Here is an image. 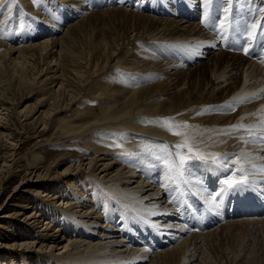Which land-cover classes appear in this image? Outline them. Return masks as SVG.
Returning <instances> with one entry per match:
<instances>
[{
  "label": "bare ground",
  "instance_id": "bare-ground-1",
  "mask_svg": "<svg viewBox=\"0 0 264 264\" xmlns=\"http://www.w3.org/2000/svg\"><path fill=\"white\" fill-rule=\"evenodd\" d=\"M79 11L87 16L63 36H54L62 24L78 18ZM152 11L175 16L158 18ZM42 12L50 18L41 21ZM112 13L119 20L117 24L113 20L114 31L101 30L93 38L86 26ZM254 23L256 33L250 36ZM262 25L264 0H212L208 5L204 0H0V95L5 90L18 95L45 90L48 101L33 104L34 110L26 106L18 111L23 96L15 98L11 92L4 101H14L10 107L0 102V171L10 172L0 180V196L7 178L19 171L18 145L1 131L7 130V116L14 115L21 126L29 120L45 133L54 129L64 145L82 149L75 157L77 164L71 163L60 175L62 194L48 184L43 191L30 190L41 194L45 211L40 205L21 204L11 215H3L22 217L23 224L34 230L33 238L5 245L10 253L20 255L23 264L34 261L29 258H36L35 264H217L215 246L227 245L235 264L264 263L257 235L264 230V217L256 210H241L255 189L223 195L219 205L224 210L233 198L234 216L231 213L217 227L197 231L190 226L208 204L205 187L220 190L234 168L195 161L181 178L157 159L163 155L160 146L184 139L159 119L174 117V123L191 125L183 131L201 154H228L233 158L230 163L239 156L245 162L236 167L246 169L264 165V143L258 139L245 143L246 131L229 128L264 120V48L261 55L257 52L264 40ZM234 40L238 46L231 51ZM169 49H175L171 56L182 60L163 62L155 54ZM209 54H214L212 67L207 64L204 71L214 79L200 91L202 96L190 89L200 78V68H183ZM116 74L126 78L115 80ZM155 77L165 79L154 83ZM245 97L249 102L238 103ZM229 103L234 111L226 107ZM33 157L31 178L47 179L53 166L41 165L40 152ZM61 159L65 161L64 156ZM249 179L264 190L259 167L249 172ZM188 185L197 198L190 191L183 194ZM185 198L193 201L190 213ZM26 208L32 211L25 213ZM0 229H6L2 222ZM244 238L246 244L241 245Z\"/></svg>",
  "mask_w": 264,
  "mask_h": 264
},
{
  "label": "rangeland",
  "instance_id": "rangeland-1",
  "mask_svg": "<svg viewBox=\"0 0 264 264\" xmlns=\"http://www.w3.org/2000/svg\"><path fill=\"white\" fill-rule=\"evenodd\" d=\"M80 13L81 14L78 18L75 17L77 19L73 18V21H66L68 23L62 24V29L55 31L54 34H56V35H54V36H56V37L63 36V34L67 30V28H69L70 26H72L73 24L77 23L78 21H80L81 19H83L87 16V14H84L82 12H80ZM200 13H201V10H200ZM37 14H39V13H37ZM153 14H154V16H156L158 18H167V17H171V15L175 16L173 14L168 15V16L157 14V13H152V15ZM40 15H41V18H39V19L41 21L50 18L46 14H43V12ZM103 18H105V17H103ZM113 20H114V22H116V24L119 22V20L115 19L114 13H112V15L106 16L105 19H103V20L101 19L99 22H94L91 25L86 26V27L88 28L87 30H89L88 32H90L91 35L94 34L93 38L96 35H98L101 30L102 31L106 30L105 31L106 33L110 32V34H111L114 31V28L116 26V25H114ZM69 22H71V23H69ZM129 31H131V29H129ZM242 41H243V39L241 38V42ZM145 53H141V54L145 55ZM155 54H157V56L160 57L161 61H163V62L164 61L170 62L171 60H175V59L176 60H178V59L182 60L180 57H177L175 55L164 58L156 52H155ZM213 55L214 54L205 55L204 58H206V59L201 60V61H197L196 63L189 64L188 68H187V66H184V68H183L184 70H187V69L195 70V69L200 68L198 70V73H197L198 76H200V78L198 77L197 83H194V82H193V84L190 83V84H192L190 86V89L196 88L195 92H199L200 93L199 95H202V94L204 95V93H202L200 91L204 92L203 88L206 87L208 85V83H210L211 78L214 79V77H212L211 72L205 73V71H204L205 65H207V64H209V66L212 65L211 58L213 57ZM125 59H128V56ZM122 60H124V58H122ZM116 75L117 76L114 77L115 80L122 81V80H124V78H126V77L120 76L118 74H116ZM232 75L235 76V78L239 77V73L232 72ZM163 79H165V78L155 77L154 83L159 82ZM112 83L114 84V81H112ZM6 87L7 86H5L4 88H6ZM11 92H13L14 94L17 93L16 91H10L9 93H11ZM9 93L5 90L4 95H3V93L0 95V97H1L0 102L4 103L5 106H7V107H10L14 102V101L12 102L11 100L10 101L7 100V102H4V101H6L5 99H7V97L10 96ZM45 93H46L45 90L44 91L43 90H40V91L33 90L31 93H24L23 95L16 94L15 98L23 96L22 102L20 104H18V106H17V108H18L17 110L20 111V110L24 109L26 106H28V107L31 106L30 109L32 108L31 110H34V109H36V105H33V104L48 102V101L44 100L43 96ZM217 114H218V112H217ZM22 121H23V119H22ZM5 122L7 125V130L1 129V131L4 132L6 135H9V136L11 135V137H13L14 144L18 145L15 149V153L18 154L17 157L19 158L18 159L19 161H17V164H16V170H19V171L18 172L16 171L14 176L7 178V180L4 182L5 186L2 188V191H1V193L3 191H5V193L1 194V196H0V222L3 223V225L6 229H0V264H23L24 262H23V259L20 257V255H17V254L12 253V252L10 253V251H9L10 249L6 248L5 245L11 244L13 242H21V241L33 238L34 237L33 236L34 230H31L30 228L26 227L23 224L22 217L12 216L10 218H5V217H3V215L4 214L6 216L11 215V213L14 210L18 209L15 205H21V204H25V205H27V207L28 206L29 207H34V206L39 207V205H40L39 209H42L45 211L47 204L44 202V199L40 196L41 194H39V195L35 194L33 192H30V190H32V191L36 190V189L41 190L44 184H46V185L48 184V185H51L54 187L53 192L57 193V191H58L60 194H62L64 192V190H62V188H61L62 181H60V180H62V177H60V175L64 172V170L71 163L77 164V159L75 157L77 154H79V152L80 153L82 152V149L79 146L64 145L63 141H61L62 138L56 135L57 133L55 132L54 129L45 133L42 131L43 127H36L33 124H31L29 120L23 121L24 125L21 126L20 122H18L17 118L14 115H9V116H7ZM56 127H58V126L56 125ZM54 133H56V134H54ZM43 142H47L46 143L47 146H42L41 148H37L38 147L37 145H39ZM7 149L9 150L8 147H6V151H8ZM36 152H40V154L42 155V163L43 164H41V165H43V166H49L50 165V167L53 166L50 168L51 170H49V172H47L49 174L48 178L44 179V180H40V181H35L36 177L31 178V176H30L31 175L30 172L32 170L31 164H33L35 162V159L33 156L35 155ZM213 153H218V152L212 151L209 154H203V153L202 154L210 156V154H213ZM61 156H64L65 161H62ZM69 156H71L72 158L70 157L68 160L67 157H69ZM59 162H61V164L55 166ZM29 163H31V164H29ZM27 170H28V173L26 174ZM43 170H44V167L41 171H43ZM9 173L10 172L7 170L0 171V180L4 181V179L9 175ZM30 178H31V180H30ZM70 178L72 181H73V179H75L74 175H71ZM15 187H18L17 191L12 192ZM41 191H43V189ZM24 211H25V213H28V212H31L32 209L26 208V209H24ZM44 211H43V213L47 217L52 216V215H48ZM104 221H105V219H104ZM162 221H164V220H162ZM141 232H142V230L139 231V235H141ZM21 233H23V234H21ZM62 235H63V233H61L60 235L57 236V239L53 243V246H56L59 243L60 236H62ZM257 235H258L259 242L262 244V246L264 248V230L260 229V233L258 232ZM120 236H123V235L120 234ZM95 239H96V236H95ZM241 241H242V242H240L241 245H243V244L245 245L247 240L244 238ZM231 244H232V242L230 241V245ZM215 247H216V249L214 250V256L217 257V261H218L217 264H219V263L220 264H235L234 259H232V257L230 258V256L232 254H230L231 248L229 250V246L226 245V246H215ZM216 250H218V251H216ZM224 251H225V253H224ZM45 252H47V253L49 252L48 248H46ZM55 253H58V250H55ZM241 253H242V251H241ZM220 254H221V256H220ZM227 255H228V257H227ZM222 256L224 258L226 256L227 259L225 258L226 260L224 261ZM242 257H245V259H246L247 256L242 255ZM31 260L35 261L36 258H29V262ZM34 261L33 262L31 261L32 262L31 264H35ZM262 264H264V263H262Z\"/></svg>",
  "mask_w": 264,
  "mask_h": 264
},
{
  "label": "snow or ice",
  "instance_id": "snow-or-ice-1",
  "mask_svg": "<svg viewBox=\"0 0 264 264\" xmlns=\"http://www.w3.org/2000/svg\"><path fill=\"white\" fill-rule=\"evenodd\" d=\"M205 4H211L212 0H204ZM225 11H227L225 9ZM205 19H207V13H205ZM223 27V25H222ZM262 30H264V25L261 26ZM257 25L254 23L251 27V31L248 33L250 36H253L256 33ZM245 54H247L248 49H244ZM264 91V90H262ZM250 98L245 97L238 101V103L249 102ZM226 107H229L231 110H235V107L232 103L226 104ZM163 121L164 125L168 128V130L175 136H183L184 139L180 143L173 144L171 146L165 144L161 147V151L163 155L158 156L157 159L160 160L170 172L174 173L178 177H184L188 168L195 161H203L205 163H212L216 166H219L224 169L234 168L230 175H228L225 179H223L222 187L219 191L215 193H209V199L207 203L210 205L211 209H214L219 206L222 202L221 197L225 194L230 195H243L247 192V190L251 189L252 186L256 183L255 180L249 179V172L255 170L259 167L261 172H264V165H252L251 169H246L244 167H236L237 164H242L245 161L242 160L241 157H234V162L230 163V158L228 154H220L213 153L210 156H204L199 152L198 149H195L192 143V137L188 136L186 131L183 129L190 128L191 125L185 121L182 124L174 123V117H161L159 118ZM243 120V117L241 118ZM259 127L260 132L256 133L253 131L254 128ZM229 128L233 131H239L243 129L248 133L249 139L245 141V143H253L257 139L264 143V120H262L259 125H249L244 123L229 125ZM224 135H231L230 132H225ZM175 149V151H173ZM182 149H187L188 153H195V155H186L184 152L180 151ZM131 155V154H129ZM264 182V181H262ZM126 264H131V262H126Z\"/></svg>",
  "mask_w": 264,
  "mask_h": 264
}]
</instances>
